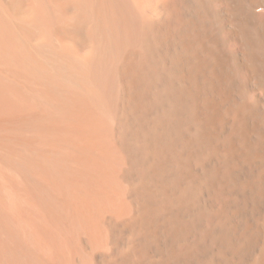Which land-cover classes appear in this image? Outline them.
Segmentation results:
<instances>
[{
  "label": "bare ground",
  "instance_id": "1",
  "mask_svg": "<svg viewBox=\"0 0 264 264\" xmlns=\"http://www.w3.org/2000/svg\"><path fill=\"white\" fill-rule=\"evenodd\" d=\"M0 264H264V0H0Z\"/></svg>",
  "mask_w": 264,
  "mask_h": 264
}]
</instances>
